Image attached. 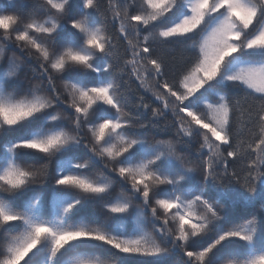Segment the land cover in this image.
Returning <instances> with one entry per match:
<instances>
[{
	"label": "snow or ice",
	"instance_id": "6c2138e0",
	"mask_svg": "<svg viewBox=\"0 0 264 264\" xmlns=\"http://www.w3.org/2000/svg\"><path fill=\"white\" fill-rule=\"evenodd\" d=\"M25 7L0 5V61L15 48L43 83L10 91L22 70L15 56L0 73V264H160L174 251L178 264H264L256 217L236 223L222 215L226 202H264V0ZM132 78L152 103L138 96L128 111L131 88L118 80ZM140 111L150 113L146 122ZM149 127L175 129V139L150 140ZM192 143L197 163L178 151ZM65 152L51 202L24 196L50 177L48 164L31 159ZM230 161L242 162L240 170ZM105 197L109 216L130 219L131 230L79 215L86 201Z\"/></svg>",
	"mask_w": 264,
	"mask_h": 264
},
{
	"label": "trees",
	"instance_id": "16d2710c",
	"mask_svg": "<svg viewBox=\"0 0 264 264\" xmlns=\"http://www.w3.org/2000/svg\"><path fill=\"white\" fill-rule=\"evenodd\" d=\"M42 2V0H40ZM6 3V0H0V5H3ZM33 0H25L26 7L22 9L23 11H27L32 6ZM109 29L112 30V25H108ZM2 43V41H0ZM121 45L123 46V42L121 41ZM157 47H160L157 45ZM177 57L179 56V48L177 50V53L175 54ZM15 56L17 61L22 65V70L18 73V76L9 81L8 88L11 91L13 88H16L18 86L26 88L29 83H43L39 78L35 77V73L33 71L34 69V62H29L22 56V54L16 50L15 48H6L5 50V58L0 61V73H3L8 68L9 59L11 57ZM165 59L167 61L168 65L174 66L175 70L178 72L182 69L183 65L179 63V60H173L172 54H165ZM67 78V77H65ZM128 76H124L123 80H128ZM118 82L121 83L122 90L128 88L130 86L131 91H125V104L127 106L126 110L128 111H134L133 105L137 103L138 96H144L145 101L152 103V96L151 93L145 92L144 89H142L139 85V82L135 80V78H132L129 81L128 85H124L122 81L118 80ZM61 83L60 80H57V84L59 85ZM46 90V89H45ZM153 107H159V104H153ZM59 111H63L62 109H58ZM134 114H136L134 112ZM140 122H146L149 118L150 113H146L143 111H140ZM64 115H68L67 113H64ZM168 121H171L172 117L170 114H168L165 118ZM165 119H161L159 123L161 125L164 124ZM175 129L165 130L163 128H160L159 130L155 128L149 127L148 129L144 130L143 135H145L150 140H168V139H175V137L172 135L174 133ZM166 133V134H165ZM7 135V134H6ZM198 148V144L192 143L187 146L178 145V151L184 154L185 156H188L193 160L194 163H197V156L194 155ZM73 151L79 153L81 156H83L85 159L88 157V154L84 151L82 147H76L73 149ZM70 152H65L61 154H57L50 159L46 160L43 157H33L31 159V162L34 163L37 167L48 164V169L50 173V177L47 181H45L43 184H34L32 185L27 192H25L24 196L32 195L33 193H42L43 198L47 202H51V198L53 196V181L51 177L55 176L56 173V166L57 162L66 156L70 155ZM242 166V162L237 161L235 163H232L230 161L229 167L236 168L238 171L240 170ZM102 169V163H96L93 167V171H100ZM197 179H199V176H196ZM121 191L120 184L114 183L113 185V192L112 195H116ZM126 195H130V193H125ZM110 197H105V200H89L86 201L83 204V207L80 209L79 215H86L89 217H96L101 220L107 218L108 223L112 227H116L117 225H123V228L126 230H131V228L134 227V224L130 219H113L109 216L106 209L104 208V203L109 199ZM134 204H139V201L134 200ZM223 213L222 215H226L227 219L229 221H233L236 223L243 222L245 220L251 219L253 217H256L257 219V226L258 230H264V202L257 199L254 203H246L242 199L236 200L235 203L232 202H226L222 205ZM196 245H193L190 247L189 250H195ZM226 250H221V253H218V255L222 254ZM43 257H37V260H42ZM182 259L181 254L179 252H170L169 255L164 257L160 264H178V262ZM130 264H141L140 261L132 260L130 261Z\"/></svg>",
	"mask_w": 264,
	"mask_h": 264
}]
</instances>
